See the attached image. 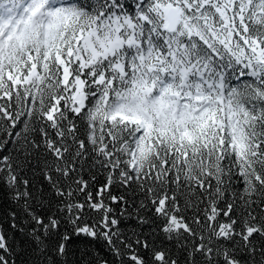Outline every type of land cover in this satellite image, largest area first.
I'll return each instance as SVG.
<instances>
[{
  "label": "snow or ice",
  "instance_id": "snow-or-ice-1",
  "mask_svg": "<svg viewBox=\"0 0 264 264\" xmlns=\"http://www.w3.org/2000/svg\"><path fill=\"white\" fill-rule=\"evenodd\" d=\"M0 264H264V0H0Z\"/></svg>",
  "mask_w": 264,
  "mask_h": 264
}]
</instances>
